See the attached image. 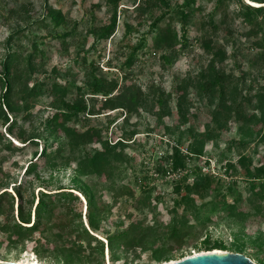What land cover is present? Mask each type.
<instances>
[{
    "label": "rangeland",
    "instance_id": "374dc122",
    "mask_svg": "<svg viewBox=\"0 0 264 264\" xmlns=\"http://www.w3.org/2000/svg\"><path fill=\"white\" fill-rule=\"evenodd\" d=\"M138 1L121 0L113 34L97 44L94 50H89L94 37L86 33V30L91 24L107 22L112 12V8L106 6L103 0H0V72L9 53L17 58L15 62L8 63L11 68L16 65L24 66L27 56L35 53L32 60L37 64L36 73L32 77L26 76L28 79L34 76L44 79L56 68L59 75L57 80L61 84L65 78L81 84L86 79L85 70L73 64V61L80 51L88 50V61L94 60L108 78L112 77L109 72L123 69L126 73L123 75L125 82L135 83L143 91L151 85H159L165 92L172 91L174 78L183 77L189 71L205 66L207 56L200 43L194 41L191 47L179 54L172 65L162 68L159 54L153 53L149 48L150 38L147 36L145 53L138 54L133 66L127 68L123 64L122 55V52L127 53L122 48L126 41L123 36L125 22L131 25L142 23L139 30L130 36L132 43L145 33L149 25L146 13L135 10ZM201 2V10L196 14L195 23L188 30V37L192 41L203 34L200 20L207 22L213 6L212 1ZM50 7L59 9L69 26L73 22H79L76 31L66 36L64 42L53 37V34L62 33L65 29L56 27L45 19ZM236 11L234 3L228 6L223 24L228 33L222 30L213 35V38L224 44L227 54L224 62L226 70L253 78L255 86L262 87L264 68L260 69L259 66L261 63L258 52L253 45L255 37L246 35L245 25L235 17ZM216 20L218 21V17ZM207 32L211 34L210 29ZM68 67H71L69 71ZM71 90L74 91V88L69 86V98L73 96ZM1 93L0 86V99ZM99 98L100 96L98 100ZM51 100L47 94L40 95L33 103L28 119L18 122L12 128V133H9L6 125L0 127L2 136L15 145L23 146L20 140H16L15 134L20 128L26 129L29 136L42 131L44 120L53 110ZM173 105L171 102L172 107ZM201 105L202 102H199L191 109L188 121L184 124L179 121L174 109L172 115L161 120L157 119L156 109L139 110L124 117L125 112L121 109L96 108V112L101 113L90 116L89 120L81 118L73 125L77 130H84L89 125L105 128L110 122L102 133L103 138L114 142L118 138H126L124 134L131 136L120 161L111 165L99 177L79 175L74 161L63 163L58 159L55 166H45L42 157H38L43 145L42 138H35L37 142H30L14 151L0 148V193L6 191L0 215V260L35 259L43 264H158L165 259L169 261L202 251L208 240L211 243L222 241L227 250L243 253L262 264L264 201L251 198L247 181L239 166L242 158L246 164L250 160L252 166L264 162V143L256 135L259 127L254 124L246 125L244 132H256L252 136L247 134L245 143L240 144L241 135L237 126L230 124L215 141L205 145L203 156L194 163H189V168L199 165L203 173L221 174L220 192L210 191L202 198L192 195V200L176 206L173 182L156 169L161 163L165 166L164 169L169 166L164 163V156L171 153V147L179 136L183 143L181 147L185 148L189 135L207 129L209 117ZM7 116L11 121L13 115L7 113ZM53 142L55 147L56 142ZM98 146L94 142L87 149L91 151ZM207 158L208 165L205 163ZM30 161H36L38 168L32 175H27L25 168ZM227 161L236 165V173L224 175L222 168L219 169ZM155 172L157 175H154ZM190 180L191 177L188 182ZM142 181L148 182L153 188L150 203L147 204H142L144 199L140 196ZM228 183L231 185L230 189L226 188ZM80 185L93 198L98 228L96 233L90 231L87 225L88 203L78 189ZM60 187L71 190L76 198L52 205L38 229L15 242L16 229L12 224L17 221V203L20 202L16 190H21L24 211L30 212L32 221L33 206H30V202H36L39 192H55ZM181 194H184V190ZM234 203L235 207H230ZM131 223L134 227L131 235L113 244L116 257L113 260L108 251L107 235L125 229ZM22 225L29 226L25 223ZM176 227H181L187 236L175 242L166 240L169 231ZM84 230L93 237H89ZM164 243L171 251L158 258L157 251ZM101 246L102 254L96 250Z\"/></svg>",
    "mask_w": 264,
    "mask_h": 264
},
{
    "label": "trees",
    "instance_id": "16d2710c",
    "mask_svg": "<svg viewBox=\"0 0 264 264\" xmlns=\"http://www.w3.org/2000/svg\"><path fill=\"white\" fill-rule=\"evenodd\" d=\"M120 1L103 0L106 6L112 8V12L107 22L91 24L86 30V33L94 37L89 50H94L97 44L107 40L113 34L117 24V10ZM201 1L203 0H175L174 2L171 0H139L135 5V10L146 13L149 25L145 33L140 35L135 43L131 42L130 36L139 30L142 23L131 25L125 22L124 24L123 36L126 41L122 48L126 49L127 53L122 52V55H124L123 64L127 68L133 66L135 60L138 59V54L145 53L147 36L150 38L149 48L153 53L159 54L162 68L172 65L179 54L191 47L194 41L200 43L207 56L206 65L189 71L183 77H175L172 91L165 92L159 85L148 86L143 91L135 83L125 82L126 73L123 69L109 72L112 77L108 78L101 72L94 60L88 61V50L80 51L78 57L73 61V64L85 70L86 79L81 84H75L66 78L61 84L57 80L59 75L56 68H53L44 79L35 76L28 79L27 77H32L36 73L37 64L32 60L35 53L27 56L24 66L16 65L12 68L8 63L15 62L17 58L13 53H9L0 72L2 88L0 127L6 125L9 133H12V128L18 122H25L28 119L29 111L38 97L47 94L52 98L50 106L53 110L44 120L42 131L35 136H29L26 129L20 128L15 134L16 140H20L19 142L25 146L30 142H37L34 140L35 138H42L43 145L38 157H42L45 166H55L58 159L63 163L74 161L79 175L99 177L111 165L120 161L131 136L124 134L126 138L121 137L114 142L103 138L102 133L108 128L110 122L106 124L105 128L89 125L84 130H77L73 125L78 123L81 118L89 120L90 116L101 113L96 112L98 110L121 109L125 112L124 117H126L139 110L156 109L157 119L161 120L165 116L172 115V109H174L179 121L184 124L188 121L191 109L202 102L201 106L206 109L209 117L207 129L201 133L189 135L185 148L181 147L183 143L179 136L171 147V153L164 156V163L169 166L164 169L165 166L161 163L156 169L162 173L168 169L179 168L185 171L179 179L173 181L176 206L192 200V195L202 198L210 191L220 192L222 190L221 174L203 173L199 165L195 164L191 168L188 165L203 156L205 145L210 141H215L232 123L236 124L238 133L241 135L240 144L245 143L244 139L247 134L252 136L256 132L253 130L244 132L245 126L250 124L259 127L256 132L257 139L264 143V86L256 87L253 78L226 70L224 62L227 59V54L224 44L213 38V35L224 30L226 10L234 3L237 9L235 17L245 25L246 35L255 37L253 45L258 52V60L260 59L261 63L259 66L260 69L264 68V0H207L212 1L213 6L207 16V22L204 23L200 20V30L203 34L196 36L192 41L188 37V30L195 23L197 12L201 10ZM216 17H218V21ZM45 19L53 23L54 26L65 29L62 33L53 34V37H58L63 42L66 36L72 35L79 26V22H73L69 26V22L61 11L51 7L48 8ZM209 29L211 34L207 32ZM224 33H228V31ZM70 69L71 67H68L67 71ZM119 75L121 80H119ZM69 86L74 88V91L71 90L73 96L70 98L67 96ZM98 96H100L99 100ZM59 100L61 101L57 103L56 101ZM98 102L99 106H97ZM171 102L174 103L173 107ZM7 113L13 115L11 121H9ZM53 141L56 142L55 147ZM94 142H97L99 146L89 151L88 145ZM23 146L13 144L10 139L4 138L0 131L1 149L14 151ZM250 162L249 160L246 164L245 159L242 158L239 160V166L247 181L251 198L255 201H264V162L255 166H252ZM205 163L208 165V158ZM37 168L36 161H30L25 168V173L32 175L37 171ZM221 168L224 175L236 173V165L230 161L225 162L219 167V169ZM190 177L191 180L188 182ZM142 183L139 187L140 196L144 199L142 204H147L150 203L153 188L148 182L142 181ZM230 186L228 183L226 188L230 189ZM72 189H80L87 199V225L90 231L96 233L98 228L91 194L83 185L78 186V189ZM182 190H184V194H181ZM16 192L20 202L17 203V221H13L12 224L16 229L14 232L15 242L21 241L38 229L52 205L72 197L76 198L71 190L62 187L55 192H39L36 202L34 204L32 201L30 202V206H33L34 216L31 221L30 212L25 213L24 211L21 190L17 189ZM4 195H6V191L0 193V215ZM230 207H235V203ZM23 223L29 224V226H24ZM133 229V223H131L129 227L107 235L108 251L113 260L116 258L113 244L117 240L128 238ZM85 233L89 237H93L92 234H88L86 231ZM186 236L187 234L182 231L181 227H176L169 231L166 240L170 239L175 242ZM165 243L158 249L156 257L161 258L170 253L171 248L165 246ZM204 247V250H227L222 241L211 243L207 240ZM96 250L100 254L103 252L102 246ZM260 262L264 264V260Z\"/></svg>",
    "mask_w": 264,
    "mask_h": 264
},
{
    "label": "water",
    "instance_id": "95a60500",
    "mask_svg": "<svg viewBox=\"0 0 264 264\" xmlns=\"http://www.w3.org/2000/svg\"><path fill=\"white\" fill-rule=\"evenodd\" d=\"M0 264H26L18 261L0 260ZM158 264H258L255 259L235 251L210 249L194 252Z\"/></svg>",
    "mask_w": 264,
    "mask_h": 264
},
{
    "label": "built area",
    "instance_id": "2783aa9c",
    "mask_svg": "<svg viewBox=\"0 0 264 264\" xmlns=\"http://www.w3.org/2000/svg\"><path fill=\"white\" fill-rule=\"evenodd\" d=\"M184 170L183 169H176V170H172V169H168L166 170L164 173V177L168 178L171 180V182H173L176 179H179L183 174H184ZM154 175H157V173L155 172Z\"/></svg>",
    "mask_w": 264,
    "mask_h": 264
},
{
    "label": "bare ground",
    "instance_id": "6f19581e",
    "mask_svg": "<svg viewBox=\"0 0 264 264\" xmlns=\"http://www.w3.org/2000/svg\"><path fill=\"white\" fill-rule=\"evenodd\" d=\"M202 251H204V250H202ZM195 252H200V251H195ZM18 262L26 263V264H43V263H41V262H39L38 260H35V259L18 260Z\"/></svg>",
    "mask_w": 264,
    "mask_h": 264
}]
</instances>
